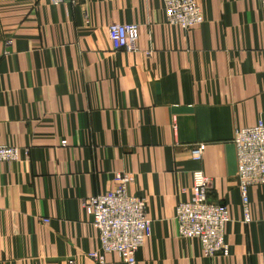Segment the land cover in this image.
Here are the masks:
<instances>
[{
  "label": "crops",
  "instance_id": "1",
  "mask_svg": "<svg viewBox=\"0 0 264 264\" xmlns=\"http://www.w3.org/2000/svg\"><path fill=\"white\" fill-rule=\"evenodd\" d=\"M197 2L204 22L183 31L163 0H0V146L21 149L0 163V264H98L83 203L118 174L133 176L152 222L137 264H264V186L250 189L246 224L234 145L264 121V6ZM113 23L139 26V51L113 50ZM196 170L211 179L209 202L229 208L228 257L179 235Z\"/></svg>",
  "mask_w": 264,
  "mask_h": 264
},
{
  "label": "built area",
  "instance_id": "2",
  "mask_svg": "<svg viewBox=\"0 0 264 264\" xmlns=\"http://www.w3.org/2000/svg\"><path fill=\"white\" fill-rule=\"evenodd\" d=\"M53 5H76L83 0H48ZM262 5L264 6V0ZM167 23L189 31L204 22V14L197 0H163ZM108 36L114 51H139V26L113 23ZM234 145L237 157V181L242 200L243 221L252 222L250 189L264 186V121L255 126L236 131ZM67 146V141H62ZM205 146L191 150V158L199 162ZM21 149L16 145L0 146V163L16 162ZM134 178L130 174H118L117 186L110 192L86 199L85 213L92 218L98 231L101 248L90 257L98 264H108L105 255L115 253L125 264H137L136 254L152 236V222L147 215L144 198L132 196L129 185ZM211 179L202 171L192 175L191 198L176 207L175 220L179 235L185 239L198 240L207 257L221 254L229 256L226 227L231 221L229 208L224 203L209 202ZM47 221V220H45Z\"/></svg>",
  "mask_w": 264,
  "mask_h": 264
}]
</instances>
